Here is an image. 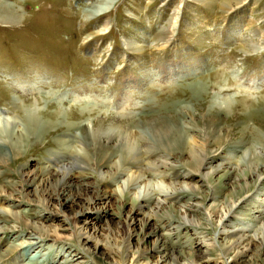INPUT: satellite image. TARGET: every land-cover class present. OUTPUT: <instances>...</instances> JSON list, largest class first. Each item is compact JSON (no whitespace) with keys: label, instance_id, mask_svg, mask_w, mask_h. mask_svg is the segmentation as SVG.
<instances>
[{"label":"rangeland","instance_id":"obj_1","mask_svg":"<svg viewBox=\"0 0 264 264\" xmlns=\"http://www.w3.org/2000/svg\"><path fill=\"white\" fill-rule=\"evenodd\" d=\"M160 129L173 167L145 174L147 199L194 172L190 146L207 152L198 191L178 178L150 227L143 183L124 198L133 168L105 142ZM65 156L87 206L45 199ZM194 197L200 224L183 212ZM234 232L264 236V0H0V264H230Z\"/></svg>","mask_w":264,"mask_h":264},{"label":"bare ground","instance_id":"obj_2","mask_svg":"<svg viewBox=\"0 0 264 264\" xmlns=\"http://www.w3.org/2000/svg\"><path fill=\"white\" fill-rule=\"evenodd\" d=\"M179 12L180 11L178 10L174 18L176 23H177ZM167 133H168V130H161V129L153 130L152 133L150 132V130H147V132L145 133L138 134V138L136 140L135 139L132 140V138L129 139L121 135H120L121 137H115L116 135L111 134L110 135L111 138L107 139L105 142L106 147L108 146L107 145L108 142L109 143L113 142V145H114L113 147L115 149L117 148L122 151L118 155L119 164L126 162V163H129L130 166L133 168L131 172H129L130 169H128V171H126L124 174V176H126L125 177V180L127 182L126 186L129 187V184H130V189L128 190V192L124 193V198L130 199V201L131 199L132 201H135L133 200L134 194H135L134 188H132L131 185L136 184L138 181L140 183L141 182L143 183L142 200L139 202V205H142V203H144L145 205L150 206L151 211L149 212L142 211L143 224L144 225L148 224L150 225V227L154 225L155 218H157L160 215L161 210H164L162 206L163 204H168L170 207L171 205H173L174 203L178 201L177 199L179 198H177V195L175 194V190L173 191V187H172L178 178L180 179L182 178L185 181V183L190 186L191 189L198 191L199 185L196 184L197 181L195 182L194 176L195 174L201 173L203 169V162L205 160V157H206L205 155L207 152V148H203L204 145L200 146L199 144H193L192 146H190L189 150H187L188 151V155H187L188 165L191 167L192 171L194 172L189 173V174L188 173L179 174L176 171H172V172L170 171L171 173L168 176L164 177V181L170 186H166L164 187V189H161L157 193V196L150 197V199H147V197H149V195H151L152 192L155 190L152 191L150 189V185H149L150 182H149V179L148 180L146 179L145 174H147L148 172H154V171L161 172V170H162L161 173H163V169L173 167V164L170 160V153L174 146L169 141L166 140ZM164 153H167V155H165ZM61 161L63 162V165H62L63 167L60 168L61 170H59V172L61 175L60 179L64 182H62V187L59 189L57 193L53 194L54 193L53 192L52 194L51 193L47 194L46 192V195H45L46 201L48 203H51L57 206V205L64 204L65 201H70V200L78 201L81 197L83 198L82 200L83 203L86 206L89 205L91 201L95 200L94 195L92 196V194L90 193L89 185H86L79 191L73 190L74 188L72 189V181L70 180L71 177L68 174V172H69L70 167L77 161L71 158H67L66 156ZM228 161H229V164L234 165V169L238 168L240 170V168L243 167L242 166L243 164L238 160L235 161L231 159ZM109 163L112 167L119 165L117 164V162L113 160H110ZM223 164L224 163L221 161L218 162L216 164V170L222 167ZM209 171L206 170V172H204L205 173L204 175L208 176L210 174ZM48 173L54 174V170H50L48 171ZM55 173H58V171L55 170ZM154 178H158V174L156 172H155ZM66 192H69L68 194L69 196H67L66 199H63ZM82 192L85 193L84 194L85 197L81 196ZM139 196L140 195L137 194L135 198L138 199ZM182 207L184 208L183 209L184 214L194 219L197 223L200 224L204 221L205 210H204V202L202 200H199L197 197H194L191 202L182 204ZM44 227L45 226H43V228L40 230L43 232L44 236L45 235L46 237H54V235L57 236L58 234L57 229L55 228L50 229V228H46V227L44 228ZM222 235H223V238L227 240V244H228L226 248V253L233 254V258L230 264H241L250 255H254V256L251 258L249 257L250 258L249 264H264V253H263L264 236L260 237L259 235L257 236L244 235L243 233H239V232L223 233ZM85 240H88V236L85 237ZM240 247L241 248L248 247L250 250L249 252H251V254L249 255L245 253H238V250L240 249ZM153 249L156 251H159L160 247L158 246V244L154 243ZM72 258L73 256L71 257V259ZM201 258L202 257L200 258L197 257L195 259L200 260ZM68 262L69 260L64 259L63 261H61V264H68ZM203 262H204L203 264H208V261L205 259ZM71 263H73V261ZM11 264H22V263H16L12 261ZM40 264H43V263H40ZM74 264H82V263H79V261H77Z\"/></svg>","mask_w":264,"mask_h":264},{"label":"water","instance_id":"obj_3","mask_svg":"<svg viewBox=\"0 0 264 264\" xmlns=\"http://www.w3.org/2000/svg\"><path fill=\"white\" fill-rule=\"evenodd\" d=\"M179 17H180V12H179V15H178V19H179Z\"/></svg>","mask_w":264,"mask_h":264}]
</instances>
